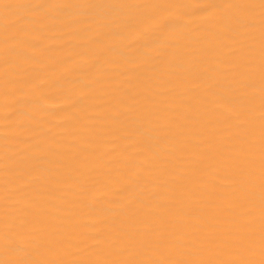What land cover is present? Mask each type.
Instances as JSON below:
<instances>
[{"label": "bare ground", "instance_id": "bare-ground-1", "mask_svg": "<svg viewBox=\"0 0 264 264\" xmlns=\"http://www.w3.org/2000/svg\"><path fill=\"white\" fill-rule=\"evenodd\" d=\"M0 264H264V0H0Z\"/></svg>", "mask_w": 264, "mask_h": 264}]
</instances>
